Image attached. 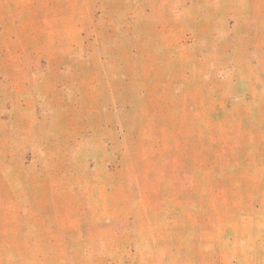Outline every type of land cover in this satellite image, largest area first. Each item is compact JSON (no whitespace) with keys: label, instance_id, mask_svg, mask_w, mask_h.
<instances>
[{"label":"rangeland","instance_id":"1","mask_svg":"<svg viewBox=\"0 0 264 264\" xmlns=\"http://www.w3.org/2000/svg\"><path fill=\"white\" fill-rule=\"evenodd\" d=\"M0 264H264V0H0Z\"/></svg>","mask_w":264,"mask_h":264}]
</instances>
